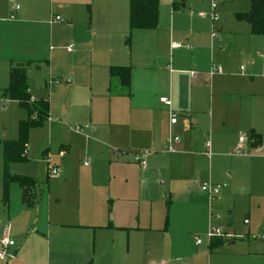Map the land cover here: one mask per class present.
<instances>
[{
	"label": "crops",
	"instance_id": "obj_1",
	"mask_svg": "<svg viewBox=\"0 0 264 264\" xmlns=\"http://www.w3.org/2000/svg\"><path fill=\"white\" fill-rule=\"evenodd\" d=\"M161 1L155 30L130 31L129 0H0V77L9 84L11 68L23 67L31 98L48 102L50 118L45 123L55 137L59 166L52 165L60 170V177L51 181L46 176L43 185L34 180L32 207L22 203L20 187L13 189V198L8 191L7 203L1 190L0 202L12 222L6 228L14 242L8 252L14 258L0 264H115L124 245L125 264H141L151 248L146 241H135V234L159 228L144 226L140 215L135 216L136 209L125 200L128 187L117 189L121 181L127 186L131 179L136 154L149 152L141 171L145 176L148 162L159 165L163 156H176L169 160L189 165L202 157L211 160L212 150L221 154L240 149L249 156L263 148L264 80H255L253 62L264 37L252 36L234 13L231 18L219 16L212 38L207 13L194 14L189 0L175 10L170 3L162 7ZM56 17L60 22L51 23ZM235 60L247 62L242 73L235 70ZM211 65L219 66L222 74L209 77ZM112 67L129 68L128 90L109 77ZM36 71L65 79L64 87H49L51 106L46 91L32 84ZM56 96L69 99L63 111L75 114L87 99L83 133L53 119ZM161 98L180 116L173 126ZM250 132L262 137L257 149H251ZM170 134L180 138L173 154L164 150ZM240 134L247 136L243 143L238 142ZM85 141L91 143L85 147ZM206 141L211 157L205 154ZM45 155L46 162L49 150ZM83 156L87 166L80 163ZM202 217L209 226L220 220L209 218L203 207ZM213 227L225 234V229ZM117 234H127L128 241H113ZM223 239L209 241L193 264H264V242L254 250L251 245H225ZM170 241L175 260L150 264L183 263L180 240ZM201 246L203 242L194 243L196 249Z\"/></svg>",
	"mask_w": 264,
	"mask_h": 264
},
{
	"label": "rangeland",
	"instance_id": "obj_2",
	"mask_svg": "<svg viewBox=\"0 0 264 264\" xmlns=\"http://www.w3.org/2000/svg\"><path fill=\"white\" fill-rule=\"evenodd\" d=\"M189 1L194 14H208L210 12L211 0ZM169 3L172 4L170 1H161L162 7L169 5ZM216 4L218 17L223 15L225 18H231L234 13H245L249 8L247 0H217ZM208 23L211 29L210 21ZM234 62L235 70H239L241 66L247 67V62L239 60ZM253 65L256 74L255 80L263 81L264 44L256 48ZM50 80L47 72L36 71V83H32L37 85L40 90L46 91L44 95H46L49 103L51 90H49L48 84ZM57 81L61 86H65V79ZM7 84V78L0 77V90L3 89L4 91ZM64 100L60 96L53 99V119L61 122L72 131L75 127H79L80 133H83L89 112L87 99L83 102L80 114L63 111L64 105L71 104L69 99L66 102ZM28 119L29 114L25 109L17 102L10 101L3 92L0 94V142L16 141L19 122ZM49 125L47 122L40 128L30 130L27 162L10 165L8 167L10 175L31 178L41 185L45 184L46 176L50 177L49 179L52 181L51 178L54 177L51 176L49 166L44 160L47 156L45 151L48 152L49 150L50 164L59 165L56 152H54L55 137L50 135ZM87 142L91 143L90 141ZM87 142H84L85 147ZM236 150L224 151L221 154H216L212 150L213 157L211 160L202 157L198 160H192L189 165H177L169 160V158L176 156H163L164 160L159 165L148 162V171L145 176L141 173L143 168L138 163H133L134 167L130 170L131 179L127 186L121 181L117 189L128 187L129 193L125 200L131 201V207L136 209L135 216L140 215L141 223L144 226L159 228L152 232L146 231L143 234H135V241H146L151 248L150 251L146 248L148 251L147 259L141 264H150L153 261L161 262L165 259L174 261L176 254L170 249L173 243L170 240L177 237L181 246L179 257L183 260V263L178 264H193L207 251L209 240L206 235L210 228H217L213 226L225 229V235L229 236L223 239L225 245H251L254 250H257L256 245L260 246L264 242V137L263 148L252 150L249 156H246L243 151L237 155ZM80 160L82 164L89 162L86 156L81 157ZM79 165L81 166V164ZM10 169L15 173H12ZM18 173H23V175ZM2 174L3 160L0 145V195ZM207 182L218 185L226 184L227 189L221 193L217 200L210 202L208 197L200 192V186ZM9 188V195L13 198V189L18 191L19 186L12 183ZM63 190L67 191V188L65 187ZM61 192L62 189L59 190V193ZM2 205L0 202V234L8 225H12V222L5 215L6 208ZM202 207L208 212L209 218L211 215H218L220 220L213 221V226H209V223L204 224V217L201 219ZM165 229L168 230L167 233L163 232ZM192 237L202 240L203 246L196 249ZM251 237L254 240H251ZM113 241H128L127 234H117ZM163 249L166 250L165 254H157V252H163ZM121 250L120 257L114 260L115 264L127 262L125 259L126 245L122 246ZM197 254L198 256H196Z\"/></svg>",
	"mask_w": 264,
	"mask_h": 264
},
{
	"label": "trees",
	"instance_id": "obj_3",
	"mask_svg": "<svg viewBox=\"0 0 264 264\" xmlns=\"http://www.w3.org/2000/svg\"><path fill=\"white\" fill-rule=\"evenodd\" d=\"M187 0H173V9L183 7ZM249 9L245 13H235L234 18L249 26L252 36L264 37V0H247ZM159 20V0H129V29L155 30ZM129 41V38H127ZM109 77L119 80L120 85L128 90L130 87L129 68L112 67ZM10 101L17 102L29 114V119L19 122L18 139L16 141H2V191L5 203L8 200V186L16 183L21 189V201L27 207L34 204V189L36 182L27 177L10 175L8 167L11 164L26 163V151L29 132L33 128H40L48 120L49 106L47 101H33L28 91L26 70L23 67H13L9 73V84L4 91ZM251 149H257L262 145V137L250 132L248 134Z\"/></svg>",
	"mask_w": 264,
	"mask_h": 264
},
{
	"label": "built area",
	"instance_id": "obj_4",
	"mask_svg": "<svg viewBox=\"0 0 264 264\" xmlns=\"http://www.w3.org/2000/svg\"><path fill=\"white\" fill-rule=\"evenodd\" d=\"M162 1H170L173 2V0H162ZM217 0H211V7H210V12L207 14L208 19L211 22L212 28H211V37L215 38L217 35V31H216V24L219 21V17L217 14V4H216ZM17 9V7H16ZM54 22H60L59 17H56L55 19L51 20V23ZM175 48L178 47V45H174ZM70 49V47H69ZM244 71L243 67H240V72L242 73ZM223 72V70L217 66V65H211L209 72H208V76L209 77H213L215 75H221ZM190 76L192 78H196V73L195 72H190ZM59 82L56 80H50L48 86H52V85H57ZM35 100H33L31 98V102H33ZM159 102L162 103L165 107L169 108V112H168V119H169V123L170 125H175L177 123V120L180 118V116L178 114H176L175 112H173L172 110H170V101L166 98H161L159 99ZM76 133H80L81 129L79 127H75L73 129ZM247 140V136L246 135H242L238 138V142L239 143H243L244 141ZM180 143V138L179 137H175L172 136L171 134L169 135L165 145H164V150L165 152L169 153V154H173L176 153L175 150V146L178 145ZM205 154L207 157H211V144L210 141H206L205 144ZM63 152L60 153V155H62ZM237 155H240L241 150L237 149L236 150ZM117 154V151H116ZM149 155V152L147 151H142L138 154L135 155V159L136 162L138 163V165L141 168H144L146 166V158ZM47 165L49 166V172L51 174V176L53 177H60V170L58 167H56L55 165H51L49 160H46ZM84 165L87 166L88 162H84ZM227 188L226 184L223 185H218V184H212L210 182L207 183H203L200 186V191L202 193H204L210 202H213L215 200H217L219 198V196L221 195L222 191H224ZM211 218L214 219H218L219 216L218 215H211ZM246 224V222H245ZM206 238L211 241L212 239L215 238H219V239H223V238H228V236H226L219 228H210ZM195 246H200L202 244V240H200L197 237H193ZM14 246V242L12 240H10L9 238V233H8V229H4L1 233L0 236V260H12L14 258V255L8 252V249Z\"/></svg>",
	"mask_w": 264,
	"mask_h": 264
}]
</instances>
